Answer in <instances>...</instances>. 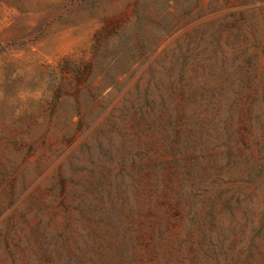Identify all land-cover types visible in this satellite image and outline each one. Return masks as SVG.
Wrapping results in <instances>:
<instances>
[{
	"label": "rangeland",
	"instance_id": "1",
	"mask_svg": "<svg viewBox=\"0 0 264 264\" xmlns=\"http://www.w3.org/2000/svg\"><path fill=\"white\" fill-rule=\"evenodd\" d=\"M178 88L247 128L153 187ZM0 264H264V0H0Z\"/></svg>",
	"mask_w": 264,
	"mask_h": 264
},
{
	"label": "trees",
	"instance_id": "2",
	"mask_svg": "<svg viewBox=\"0 0 264 264\" xmlns=\"http://www.w3.org/2000/svg\"><path fill=\"white\" fill-rule=\"evenodd\" d=\"M257 84L260 85V81ZM177 91L179 98L182 100L181 103L174 105V111L167 106L166 109L162 106L160 111L163 126L171 127V131L160 136L157 135L153 140L147 142L149 150H154L155 152L161 150L163 155L171 156L159 160L149 159L143 164L145 168L144 175L150 180L153 187H156V178L153 170L159 165L166 167L172 177L179 174L182 178V175H186L189 172L190 166L187 165V162H190L191 150L200 146L208 138L218 136L217 129L219 127L225 134L226 140L234 137L243 139L247 128L245 121L248 115V108L245 104L251 97L249 93L242 96H233L222 113L223 96L220 93L203 92L197 96L189 94L188 91H183L180 88ZM258 93L252 97L253 100H257L260 97ZM188 101H199L200 105L210 112L209 116H201L200 113H192L191 115L183 113L184 110L181 107ZM150 124L152 126V123ZM225 145L229 150L230 145ZM180 154L182 157L178 158Z\"/></svg>",
	"mask_w": 264,
	"mask_h": 264
}]
</instances>
